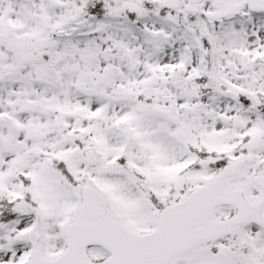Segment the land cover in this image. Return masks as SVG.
Listing matches in <instances>:
<instances>
[{"label": "rangeland", "instance_id": "374dc122", "mask_svg": "<svg viewBox=\"0 0 264 264\" xmlns=\"http://www.w3.org/2000/svg\"><path fill=\"white\" fill-rule=\"evenodd\" d=\"M238 2L0 0V32L12 33L0 35V264H29L36 235L45 257L63 253L85 184L137 233L155 227L156 203L180 202L228 162L244 165L225 190L261 198L264 11L220 18ZM263 214L170 264H264Z\"/></svg>", "mask_w": 264, "mask_h": 264}, {"label": "water", "instance_id": "95a60500", "mask_svg": "<svg viewBox=\"0 0 264 264\" xmlns=\"http://www.w3.org/2000/svg\"><path fill=\"white\" fill-rule=\"evenodd\" d=\"M182 1L165 0L163 4L175 8ZM224 1L216 0V3ZM247 3L252 9L264 10V0H246L232 5L221 16L239 14ZM127 6L130 11L140 10L135 4L129 3ZM45 25L47 27V21ZM1 36L8 40L11 37L10 29L2 30ZM24 109L29 111L32 107L27 104ZM155 110L170 115L168 110L159 107ZM86 160L91 165L96 163L92 150L86 152ZM242 165L243 161L240 160L225 166L220 174L205 186L192 191L182 202L167 206L160 213L156 228L148 233H133L115 220L103 195L93 186L85 185L81 191L82 203L78 215L65 231L67 247L63 254L53 259L44 257L37 235L30 264H167L175 255L188 251L198 242H210L231 235L235 227L249 221L264 205V195L260 201L251 202L242 188L229 193L224 191L225 177L237 175ZM255 182L264 189V175H258ZM221 204L235 205L237 213L223 222H216L213 214ZM199 225L204 227L197 228ZM91 246L107 249L109 258L91 260L86 252Z\"/></svg>", "mask_w": 264, "mask_h": 264}, {"label": "flooded vegetation", "instance_id": "af4514ba", "mask_svg": "<svg viewBox=\"0 0 264 264\" xmlns=\"http://www.w3.org/2000/svg\"><path fill=\"white\" fill-rule=\"evenodd\" d=\"M204 244H199V245H197L195 248H193L191 251H189V252H187V253H185V254H183V255H181V256H184V255H186V254H189L190 252H192V251H194L196 248H198V247H200V246H203Z\"/></svg>", "mask_w": 264, "mask_h": 264}]
</instances>
